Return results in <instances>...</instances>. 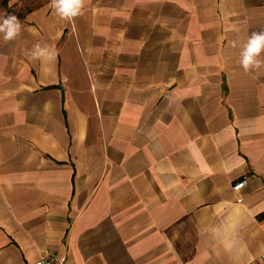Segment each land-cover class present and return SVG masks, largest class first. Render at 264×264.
<instances>
[{"label":"crops","instance_id":"0c3cea01","mask_svg":"<svg viewBox=\"0 0 264 264\" xmlns=\"http://www.w3.org/2000/svg\"><path fill=\"white\" fill-rule=\"evenodd\" d=\"M49 2L0 0V264H264V0Z\"/></svg>","mask_w":264,"mask_h":264},{"label":"clouds","instance_id":"9594fccd","mask_svg":"<svg viewBox=\"0 0 264 264\" xmlns=\"http://www.w3.org/2000/svg\"><path fill=\"white\" fill-rule=\"evenodd\" d=\"M86 0H50L48 7L62 20L74 22L83 15ZM23 25L13 14L0 18V36L5 42L15 40L22 32ZM264 30L252 32L240 52L239 65L245 73L254 72L264 67ZM56 53L45 46L36 44L30 50V59L47 62L54 59Z\"/></svg>","mask_w":264,"mask_h":264},{"label":"built area","instance_id":"2783aa9c","mask_svg":"<svg viewBox=\"0 0 264 264\" xmlns=\"http://www.w3.org/2000/svg\"><path fill=\"white\" fill-rule=\"evenodd\" d=\"M248 177H244L240 182L234 185V188L237 190L243 185L248 183ZM66 256L59 254L54 251H46L41 257H39L32 264H64L66 262ZM258 260L252 261L249 264H257Z\"/></svg>","mask_w":264,"mask_h":264}]
</instances>
